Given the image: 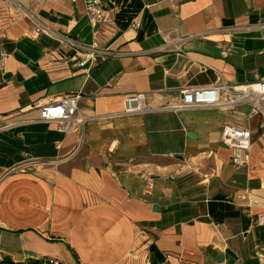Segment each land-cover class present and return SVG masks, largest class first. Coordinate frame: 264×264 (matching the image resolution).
Instances as JSON below:
<instances>
[{"label":"crops","instance_id":"0c3cea01","mask_svg":"<svg viewBox=\"0 0 264 264\" xmlns=\"http://www.w3.org/2000/svg\"><path fill=\"white\" fill-rule=\"evenodd\" d=\"M101 1L99 44L117 56L81 68L83 0H0V264H264V117L166 108L264 80V0ZM135 93L150 110L118 115ZM69 94L86 121L62 133L40 108ZM228 125L251 131L244 168Z\"/></svg>","mask_w":264,"mask_h":264},{"label":"built area","instance_id":"2783aa9c","mask_svg":"<svg viewBox=\"0 0 264 264\" xmlns=\"http://www.w3.org/2000/svg\"><path fill=\"white\" fill-rule=\"evenodd\" d=\"M8 2L9 0H3ZM84 15L91 27L92 43L89 46H81L87 52L85 57L78 62V66L83 68L89 62L90 66L98 65L109 58L117 56V53L107 48H102L99 44V29L113 25L114 8L105 4L101 0H83ZM133 28L138 29L139 24H133ZM168 43H171L168 36ZM180 51L179 46L176 47ZM6 54H0V74L4 72ZM89 70V68H87ZM3 81L0 78V87ZM182 98L175 104L166 108L172 111L193 110L200 108H217L232 110L240 104L250 106V116L264 117V80L253 84L232 87L222 81L201 88H188L183 90ZM79 96L69 94L62 96L55 102L41 106L40 120L45 123H56L57 130L62 133L78 131L82 128L86 118L77 109ZM150 109L147 107L145 94L135 93L125 96L122 111L118 115L143 114ZM251 131L247 128L237 126H224L221 135V144L230 150L229 163L235 169L244 168L249 159L251 147ZM151 188L150 181L145 185L144 194H148ZM262 223V218H258ZM256 255L264 260V251ZM44 264H58L54 259L42 260Z\"/></svg>","mask_w":264,"mask_h":264},{"label":"water","instance_id":"95a60500","mask_svg":"<svg viewBox=\"0 0 264 264\" xmlns=\"http://www.w3.org/2000/svg\"><path fill=\"white\" fill-rule=\"evenodd\" d=\"M188 137H191V134H189ZM176 158L179 159V160H182V157H181V156H176ZM154 209H155L156 211L158 210V208H154ZM225 254L228 255V256H232V257H233V255L231 254V252H230L229 250H226V251H225ZM222 259H223V258L220 257L218 261L220 262V261H222Z\"/></svg>","mask_w":264,"mask_h":264},{"label":"trees","instance_id":"16d2710c","mask_svg":"<svg viewBox=\"0 0 264 264\" xmlns=\"http://www.w3.org/2000/svg\"><path fill=\"white\" fill-rule=\"evenodd\" d=\"M149 250L152 252V251H154V247L153 246H150V248H149ZM31 264H44L42 261L40 262V261H35V262H33V263H31ZM153 264V263H152Z\"/></svg>","mask_w":264,"mask_h":264}]
</instances>
